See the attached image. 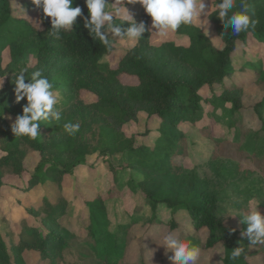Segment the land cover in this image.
Instances as JSON below:
<instances>
[{
	"label": "trees",
	"instance_id": "obj_1",
	"mask_svg": "<svg viewBox=\"0 0 264 264\" xmlns=\"http://www.w3.org/2000/svg\"><path fill=\"white\" fill-rule=\"evenodd\" d=\"M214 1L215 4L220 2ZM247 3L248 15L258 23L254 29L238 36L232 35L231 29L225 35L226 22L220 20L215 11L208 15L215 35L222 43L221 48L216 47L210 36L195 24L181 26L176 32L186 35L187 45L167 41L159 47L152 46L149 32L145 31L139 42L112 66L102 59L114 51V43L112 49L108 50L98 40H94L80 17H77L72 32L62 33V39L56 40L49 35L51 18H44L42 10L37 9L32 0H0V76L5 70L2 65L4 50L8 51L12 60L34 52L38 70L49 79L54 89H62L72 107L66 112L68 123H78L80 126L74 136L69 135L63 128L65 113H61L59 121H42L38 126L37 130L51 127L48 142L39 138L30 140L27 137H15L11 125L18 115H23L27 100L25 98L19 103L15 101L13 82L20 71L9 75L6 85L0 89V111L13 110L15 119L11 123L3 121L0 127V151L4 152L0 156V187L4 174L19 176L23 172L25 158L34 151L39 153V159L31 174V187L37 182L42 185L46 179H61L63 185L60 186H66L71 165L82 163L83 156L94 151L84 138L92 134L91 128L95 125L102 133L106 131L113 147L121 142V137L124 144L122 148L136 156L132 166L143 173V178L138 181L139 191L134 195L138 200L135 201L137 209L146 205L155 209L158 203H163L171 209V216L165 222L167 231L179 232L184 239L199 245L201 249H213L220 244L222 264H251L247 255L264 252V245L251 247L247 236L242 235L243 231H237L224 218L225 211L219 207L218 187L210 185L207 178L194 172L185 173L171 167L175 150L182 151L180 140L183 134L178 126L193 118L199 102L204 100L203 89L214 90L216 85H221L225 90L224 97L232 104L233 111L240 115L246 84L242 80H235L239 70L233 67V61L257 44L264 51V0H247ZM77 5L84 16H88L85 0H74L73 7ZM17 7L22 11L19 12ZM234 10L239 11V6ZM29 11H33L38 24L24 15ZM140 21L145 22L147 29L144 16L137 23ZM128 26L125 22L122 29ZM165 59L177 60L186 65L192 70V76L164 71ZM240 68L253 73L248 81L255 84L258 90L264 88V64L256 57L252 62L246 60ZM31 73V70L25 73V83L29 82ZM123 75L135 77L137 83H123ZM84 99L91 100L85 103ZM134 103L143 106L146 120L157 124L154 129L146 127L144 132L145 135L158 132L150 143L142 139L135 143L132 137L125 138L120 130L125 116H131L128 107ZM251 108L260 128L254 129L251 134L248 132L250 140L255 143L253 149L247 147V150L254 153L257 148L264 152V96ZM104 109L115 110L121 115H110L112 124L109 125L101 112ZM231 125L236 127V121ZM243 137L247 138V135L243 133ZM105 147L100 144L95 149L102 150ZM70 151L74 161L66 154ZM217 163L218 176L225 179L234 174L235 166L238 168L235 163ZM86 188L84 194L75 189L74 200L80 207L75 219L67 223L68 228H62L64 213L57 200L51 201L45 192L36 197L40 200L37 210L48 207L51 208V214L35 212L43 226L23 224L15 243L0 232V264H26L23 255L18 256V247L22 253H36L35 264H148L145 254L150 238L156 225L162 222L155 215L145 222L133 220L111 231L104 202L119 197L118 190L109 188L102 195L99 190ZM177 215L185 216L188 224L180 222ZM48 219L61 228L47 229ZM135 225L142 229L140 234L132 230ZM201 234L205 236L202 241L199 239ZM133 242L137 244L139 253L137 260L130 261L127 253ZM237 247H243L244 253L233 261L230 259L231 250ZM157 254L156 264H172L169 260L171 253L165 247L157 249Z\"/></svg>",
	"mask_w": 264,
	"mask_h": 264
},
{
	"label": "rangeland",
	"instance_id": "obj_2",
	"mask_svg": "<svg viewBox=\"0 0 264 264\" xmlns=\"http://www.w3.org/2000/svg\"><path fill=\"white\" fill-rule=\"evenodd\" d=\"M108 2L113 3L114 0H108ZM207 2L210 3V0H207ZM212 3L214 6L215 1L212 0ZM125 7L136 21L141 20L144 16L147 29L151 27V17L146 14L141 5L130 4ZM17 9L19 12L22 11L20 7H17ZM24 15L29 17L33 23L38 24V19L33 14V11L26 12ZM200 19L201 21L196 22L195 25L202 28L210 36L216 47L221 48L222 43L215 35L208 18L201 16ZM119 22L118 19L117 23ZM152 31L154 32L155 29H152ZM167 41H173L177 45L188 44V38L183 34L172 33L166 38H160L149 32V42L152 46L159 47ZM114 45V51L102 59V61L112 66L120 60L127 50L133 47L126 40L123 42L117 40ZM255 57L260 63L264 64V51L259 44L247 49L233 61V67L239 70L235 75V80L237 82L242 80L246 84L242 96L243 106L240 110V115L233 111L232 104L224 97L225 90L221 85H216L214 90L205 91L203 89L204 100L199 102V107L193 118L178 126L183 134V138L180 140L182 151L177 152L175 150L171 157V167L173 169L181 170L185 173L194 172L200 177L207 178L210 185L218 187L219 207L225 211L224 218L228 219L231 226L239 232L244 231L247 225L242 222L240 216L229 215L238 214L235 209L239 208L246 211L249 204L255 206L256 202L260 201L258 210L261 214H264V152H260L257 148L254 153L249 151V149H253L255 143L250 140V134L254 129L258 130L260 128L259 125L257 126L256 115L251 107L260 97L264 96V88L259 89V91L255 84L248 81V78L250 79L253 73L247 70L244 72L240 68L246 60L252 62ZM164 63V71L169 74L192 76V70L177 60L165 59ZM2 65L5 69L0 76L2 87L6 85L9 75L25 68L32 72L38 70L34 52L12 60L8 55V51L4 50L2 53ZM122 82L134 85L137 80L133 76L123 75ZM56 93L59 95V103L56 107L61 113L66 115L68 109H72V107L67 102V97L62 92V89H54V94ZM90 100L84 99V102L87 103L86 101ZM22 101H25V98ZM128 110L131 116H125L120 128L124 133V137H132L135 143L141 139L149 141V143L154 140L158 132L154 131L148 135H145L144 132L146 127L154 129L157 124L146 120L143 106L134 103L128 107ZM3 111H0V127L3 125V121L11 123L15 119L13 110ZM101 112L109 125L112 124L110 115H121V113L111 109H104ZM65 115L64 123H68L67 115ZM49 117L52 118L51 115ZM234 121L237 123L236 127L231 125ZM91 129L92 134H88L87 138L84 139L94 151L88 155L85 154L82 163L71 165L69 168L71 174L67 178L68 184L66 186H60L63 185L61 179L55 181L46 179L42 185L37 182L31 187V174L34 172V167L39 159V153L35 151L28 154L25 158L24 170L19 176L4 174L2 178L3 184L0 187V232L15 243L17 241V233L21 231L23 224L25 226H43L39 216H35L34 213L46 212V214H51V208L48 207L37 210L40 200L38 201L36 197L44 192L51 201H58L59 207L64 213L62 228H68L67 223L75 219L80 207V204L74 200L76 190L84 194L87 192L86 187H92L94 190L101 191L103 195L109 188H116L119 197L104 202L105 213L110 224L109 229L116 231L122 224L133 220L145 222L156 215V219L162 223L156 225L155 232L150 238L149 248L145 254L148 264H156L157 249L164 247L160 245L162 242L160 234L167 231L165 222L171 216V209L163 203H158L155 209L147 205L142 209H137L135 201L138 200L137 196L134 195L139 191L138 181L143 178V173L132 166V163L136 161V156L129 154L122 148L124 144L121 137L119 138L121 142H118L113 147L108 140L106 131L102 133L98 130V126L96 127L95 125ZM37 131L39 139L49 141V132L52 131L51 127L47 128V130L43 127ZM243 133L247 135V138L243 137ZM100 144H104L106 147L102 150L95 149ZM247 147L249 148L248 150ZM3 154L4 152L0 151V156ZM66 154L69 159L75 160L71 151ZM217 161L235 163L238 168L235 166L234 174L230 178L225 179L222 176H218L219 164ZM177 218L180 222L188 224L185 216L177 215ZM58 227L61 228L59 224L49 219L46 221L47 229ZM132 230L137 234L142 232L139 225H135ZM204 238V234L199 235L201 241ZM221 252L220 244H217L213 249H202L200 264H222L220 260ZM138 253V246L133 242L128 249L127 258L130 261L137 260ZM21 255H23V260L26 264H35L37 261L36 253H22L21 248L18 247V256L21 257ZM247 256L251 264L264 263V252H251ZM38 264L45 263L38 262Z\"/></svg>",
	"mask_w": 264,
	"mask_h": 264
},
{
	"label": "clouds",
	"instance_id": "obj_3",
	"mask_svg": "<svg viewBox=\"0 0 264 264\" xmlns=\"http://www.w3.org/2000/svg\"><path fill=\"white\" fill-rule=\"evenodd\" d=\"M37 9L42 10L44 18H51V35L56 40L62 39V33L72 32L73 25L80 17L84 22V28L94 40H98L108 50L112 49L113 43L117 40L128 41L134 46L142 38L145 31L155 34L160 38H166L176 33L181 26H192L201 21L200 17H208L210 11H215L216 16L225 21V35L231 29L232 35H239L254 29L257 20L248 15L249 5L247 0H220L213 6L207 0H85L88 9V16H84L80 6L73 7L74 0H32ZM139 4L148 16L151 17V27L146 29L145 22L137 21L129 13L125 5ZM239 6V11H235ZM119 19V23L117 20ZM127 22L129 25L122 29ZM202 27V25H201ZM152 29H155L153 32ZM27 69L21 70L14 80L15 101L26 98L27 106L23 107V115H18L11 125L15 137H27L36 140L39 136L38 126L42 121H59L61 111L56 107L59 103L58 93L54 94V85L43 75L41 70L31 73L28 83H25ZM2 87V83H0ZM51 115L52 119H49ZM79 124L71 122L63 125L69 135H75L79 131ZM240 203V202H237ZM260 201L255 206L249 204L247 210L235 209L242 222L247 228L242 235L247 236L250 245H264V214L258 210ZM162 242L160 245L171 253L169 260L172 264H200L202 260V249L199 245L186 240L175 231H164L160 234ZM243 247L231 250L230 259L238 260Z\"/></svg>",
	"mask_w": 264,
	"mask_h": 264
}]
</instances>
